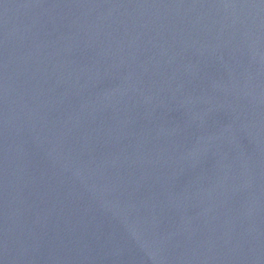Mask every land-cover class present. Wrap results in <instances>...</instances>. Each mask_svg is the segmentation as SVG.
I'll return each instance as SVG.
<instances>
[{"label":"water","instance_id":"obj_1","mask_svg":"<svg viewBox=\"0 0 264 264\" xmlns=\"http://www.w3.org/2000/svg\"><path fill=\"white\" fill-rule=\"evenodd\" d=\"M0 264H264V0H0Z\"/></svg>","mask_w":264,"mask_h":264}]
</instances>
